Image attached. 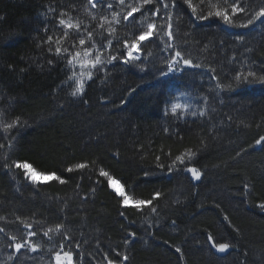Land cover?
Here are the masks:
<instances>
[{
  "label": "trees",
  "instance_id": "obj_1",
  "mask_svg": "<svg viewBox=\"0 0 264 264\" xmlns=\"http://www.w3.org/2000/svg\"><path fill=\"white\" fill-rule=\"evenodd\" d=\"M245 2L264 5V0ZM192 3L206 13L200 0ZM115 10L121 16L127 11ZM172 11L174 27L179 25L172 43L202 67L181 63L179 76L162 79L165 52L168 59L174 53L155 36L139 49L145 72L123 62L124 41L131 44L146 29L140 13L133 14L135 20L114 25L115 36L99 30L101 40L95 35L99 17L111 15L99 4L93 9L87 0H0V118H19L23 124L11 133L12 148L0 129V144L5 145L0 148V217L6 218L0 220L5 228L0 242L13 261L39 256L55 264L54 253L63 243L64 251H72L74 264H108L109 259L113 264H264V210L257 206L264 202V141L255 143L264 136V84L234 82L237 72L264 75V20L246 28L229 26L215 16L200 20L184 0H176ZM61 12L67 13L65 19L70 15L80 21L84 37L86 28L98 43L112 42L100 52L103 70H93L92 80L85 77L82 96L71 95L75 81L69 79L73 72L79 74V67L67 64V54L54 51L55 39L65 31L58 26ZM238 16L234 23L244 22V14ZM68 32L60 46L82 51L80 34ZM49 35L54 38L51 51L45 42ZM96 54L93 50L91 58ZM111 55L117 59L107 63ZM219 82L233 86L221 90ZM174 103L190 107L172 115ZM201 111L206 115H199ZM188 149L196 156L184 165L177 162V170L169 172L175 157ZM5 156L9 163L30 164L38 173H56L66 183L51 179L32 185L20 169L3 167ZM77 163L88 167L66 171ZM185 167L200 170L201 179L193 181ZM101 168L109 176H101ZM110 179L133 201L152 199V205L143 206L142 212L124 207L109 190ZM245 184L251 189L248 197L243 195ZM156 192L162 195L153 199ZM16 217L32 223L41 244L36 252L16 253L8 247L9 235L23 239L28 231ZM57 224L65 225L60 233L51 239L43 235ZM133 232L134 238L129 235ZM209 234L232 247L217 252ZM47 247L53 249L46 252Z\"/></svg>",
  "mask_w": 264,
  "mask_h": 264
},
{
  "label": "snow or ice",
  "instance_id": "obj_2",
  "mask_svg": "<svg viewBox=\"0 0 264 264\" xmlns=\"http://www.w3.org/2000/svg\"><path fill=\"white\" fill-rule=\"evenodd\" d=\"M176 0H133V3H128V0H115V2H107L105 3V0H87V3L91 5L93 9L97 8V5L99 4L102 8H106L110 10L111 19H109L108 15H101L99 17V23L97 25V31L95 33L96 36H99L101 40L104 39L103 32L99 30H105L108 32L109 36H115L117 33L116 27L114 25L121 24L123 21H129V18H132L135 20L134 13H140L142 20H141V26L146 23V30H141L139 32V35L136 36L135 40L129 44L127 40L124 41V47L128 49L127 59H124L123 62L125 64L129 63L130 60L139 59V56H133V49H136L139 51L140 46L144 41L151 40L154 36L162 41L164 43L165 48L172 50L173 55L166 60L168 72L174 71L181 63L185 68H200L202 67L199 63H194L193 60L190 58V56H186L182 50H178L177 46L172 43V41L176 38V36L179 34V25H176L174 27V13L172 9H174ZM184 3L188 6L189 9H191V12L194 16H196L200 20H207L210 17H217L223 20V22L229 26H239V27H249L253 25L257 21L264 20V5H258L253 7L250 4H247L245 0H200L201 5H206L207 11L205 13L204 9L201 8L200 11L197 10V7L193 5L192 0H184ZM148 5H155L153 8H145V6ZM115 8H120L122 10L126 9V14H123L121 16V12H118L115 10ZM143 9V11H142ZM49 11H55L54 9L50 8ZM92 16L93 20H96L97 17L94 13H89ZM238 14H244L245 20L242 23H234L235 20H239L240 17ZM67 15V13L61 12L60 18L58 19V26L65 29L63 32V36L57 37L55 39V44L57 45L54 49L55 54L57 56H60V54L63 52L67 54V64L70 66H78L80 69L79 74L73 72L72 76L69 77L70 80L75 81V87L74 90L71 92L72 96L77 95H83L85 90V77L87 80H92L94 72L103 70V65L105 64V61L101 58L100 52L103 50L104 47L111 48L112 42L111 39L107 40V44H100L96 39H94V32L93 31H87L85 28L83 31H86V37L83 36L81 31V23L78 19L68 15L67 19L64 17ZM156 18H159L157 20ZM0 19H3L0 17ZM107 25V27H106ZM68 30H75L77 34H80V38L78 40V44L81 46L82 51H75L72 52L68 47H61V41L68 37L69 32ZM45 31L47 32V27L45 28ZM165 37L167 39H165ZM240 40H243V37L239 38ZM54 38L52 35L47 36V40L45 41L50 45L49 50L51 51V44L53 42ZM91 42L89 47H84L86 43ZM76 44L75 42L72 43V47L75 48ZM93 50H96L97 54L94 58L92 57ZM250 51V50H249ZM148 55L151 56L152 52L149 51ZM117 57L115 55H111L108 59L107 63H111L112 61H115ZM49 64H52L53 61L49 60ZM209 70L212 72H215V69H212L209 67ZM162 75H167V73H162ZM213 79L219 80L217 76H213ZM234 82H248V83H255L259 82L261 84H264V75H258L256 72L247 70L242 72H237L234 77ZM232 83L223 84V82H219L217 84V87L223 90L224 88L231 89ZM205 103H207V98H205ZM190 105L187 103L180 104V103H174L171 105V114L176 115L178 109L183 108L184 110H188ZM192 116H196L197 112L193 111L190 113ZM199 115L204 116L206 115L205 111H201ZM23 126L22 122L19 120V118H16L15 120L11 122H6L2 118H0V129L3 130L4 139L8 141V147L12 148L14 147V136L11 135V133L14 130H18L19 127ZM167 131V129H165ZM264 141V136H261L259 139L255 141L257 145L261 144V142ZM4 144H0V148H4ZM239 155V153H237ZM196 156V153L192 149L186 150L181 155H177L175 159L172 161V163L168 166V171L172 172L174 170H177V162L179 165H184L186 159L192 160ZM5 162L3 164V167L8 169L9 171L12 170L13 167L18 169H24V176L26 179H28L31 183L36 184L38 183L36 180V176H45L47 175L49 179H55L58 180L61 184L66 183L64 179H61L60 176L56 175V173H44V172H37L30 164L24 163H17L15 161H12L9 163L8 157L5 156ZM157 161L160 160V157H156ZM159 167L163 168V164H159ZM88 167V164L86 163H77L74 165V167H68L66 169L67 172L71 173L75 170H82ZM184 171H187L191 173V176L193 179L199 181L202 177V172L198 170L195 167H185L183 169ZM99 174L101 176H109V173L106 172L103 168L100 169ZM148 173L145 172V176H147ZM251 189L248 184L244 185V193L243 195L245 197H248L250 195ZM120 195L123 196L122 204L123 206H127L129 204V198L123 194V192H120ZM162 194L160 192H156L153 195V199L159 198ZM152 205V199H149L147 201L145 200H137L135 202V207L137 211L142 212L143 206H151ZM261 210H264V202H261L257 205ZM151 212L156 213L157 208L155 206H152L150 208ZM123 215V213H121ZM5 217H0V220H5ZM18 221H20L21 224H23L24 228L28 229L26 236L23 239H19L15 235H9L8 239L12 242L8 245V247H13L15 249L16 253H20L22 249H25L26 251L30 252H36L38 248H40V245L37 243H34L31 241V237H34L37 235L35 231H32V223H29L25 220H22L20 217H16ZM224 220L228 221L229 217L225 216ZM173 224H175V221H172ZM65 225L63 224H57L55 225V228L49 227L46 231L43 232V235L45 237H50V233L53 231L60 233L62 229H64ZM0 232H5V228L0 227ZM130 236L133 238L135 237L136 233H130ZM68 234L64 233V239L67 240ZM208 241L211 244V247L214 248L217 252H226L229 250L232 245L228 242H217L215 238L209 234L207 237ZM125 243H128L126 240ZM65 245L63 243L60 244L61 251H56L54 253V260L55 264H74L73 261V253L71 250L64 251ZM77 248L80 247L79 243L76 245ZM176 252H181V249L179 247L176 248ZM9 259H13V257L10 255ZM107 259V256L105 257ZM129 257L127 255L123 256V260L127 261ZM108 264H113L112 260H108Z\"/></svg>",
  "mask_w": 264,
  "mask_h": 264
},
{
  "label": "rangeland",
  "instance_id": "obj_3",
  "mask_svg": "<svg viewBox=\"0 0 264 264\" xmlns=\"http://www.w3.org/2000/svg\"><path fill=\"white\" fill-rule=\"evenodd\" d=\"M132 52H133V56H139V59L130 60V62L127 64L136 68V70L139 71L140 73L145 72V70H146L145 60H143V58L141 57L140 52L137 51L136 49H133ZM164 52H165V50H164ZM127 53H128V49L126 48L125 59L128 58ZM167 55L168 54L165 52V57L168 59ZM164 73H167V75H162L161 76L162 79H172V78L179 76V71L177 69H175L172 72H168V68L166 67V71ZM20 170L23 173L24 179L32 185L44 184V183H47L51 180V179H49V177L47 175H45V176L37 175L36 180L38 183L33 184L28 179L25 178V176H24L25 170L24 169H20ZM107 185H108L109 190L112 193H114L121 201H123V196L120 195V192H123L124 195H126V194H125L124 190L122 189L121 185L113 179H110L108 181ZM126 196L129 198V204L127 206H124V207H135V201H133L128 195H126ZM54 233H56V232L53 231L52 233H50V235H52ZM30 239L32 242L37 243L41 246V244L37 240H35V237H31ZM52 249H53V247H47L44 249V251L49 252ZM9 256L10 255H8V254H6V252H4V248L0 242V264H11V263L12 264H46V263H48L46 258H44V257L41 258L39 256L30 257V256H24L23 255L14 261H13V259L10 260Z\"/></svg>",
  "mask_w": 264,
  "mask_h": 264
},
{
  "label": "water",
  "instance_id": "obj_4",
  "mask_svg": "<svg viewBox=\"0 0 264 264\" xmlns=\"http://www.w3.org/2000/svg\"><path fill=\"white\" fill-rule=\"evenodd\" d=\"M186 173H188V174H190V175H191V173H189V172H186ZM191 179H192L193 181H196L195 179H193V178H192V176H191Z\"/></svg>",
  "mask_w": 264,
  "mask_h": 264
}]
</instances>
